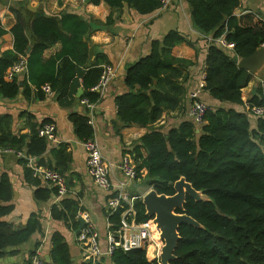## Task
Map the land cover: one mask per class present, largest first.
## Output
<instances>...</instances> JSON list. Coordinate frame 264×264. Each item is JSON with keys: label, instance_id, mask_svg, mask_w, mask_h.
<instances>
[{"label": "trees", "instance_id": "trees-1", "mask_svg": "<svg viewBox=\"0 0 264 264\" xmlns=\"http://www.w3.org/2000/svg\"><path fill=\"white\" fill-rule=\"evenodd\" d=\"M190 4L193 25L204 34L214 38L224 35L235 43L234 53L225 50L214 41L208 47L206 78L203 91L208 92L221 104L215 105L206 115L204 124L197 126L192 119L181 122L164 132L156 126L165 110H175L183 103L187 92V76L183 70L192 61L176 57L172 49L180 42L196 46L182 32L172 29L162 39L152 41L149 54L129 67L126 84L129 91L116 99L118 117L123 125L148 126V131L139 138L136 158L139 177L146 169L148 184L158 193L172 195L174 183L184 177L206 199L186 196L184 207L177 212L186 213L200 223L196 226L182 223L181 238L175 249L173 264H264V113L253 116L245 105L242 89L253 75L238 66V59L247 57L264 43L262 16L249 12L237 15L242 0H186ZM111 13L105 22L86 18L76 12L59 15L32 11L25 7L15 11L17 21L11 28L14 35L12 49L0 52V93L5 98H14L21 87L25 92L28 84H34L41 96L42 87L49 83L64 100L72 95L79 76L82 77L81 100L97 103L101 94L93 87L97 84L103 64L110 63L107 55L98 51L95 58L87 38L90 34L113 23L124 3L139 14H151L162 6V0H106ZM264 15V14H263ZM4 32L0 29V35ZM59 43L57 52L45 56V51ZM27 57V75L24 79H4L7 69L18 60V55ZM181 78H183L181 80ZM202 99V97H200ZM250 106L264 108V86L258 85L256 93L248 100ZM228 104V105H226ZM76 134L86 140L94 137L93 126L88 123V110L84 114L70 116ZM43 124V123H42ZM41 125V124H40ZM37 123L31 124V134H16L10 125L0 120V148L11 147L25 150L36 157L48 148V140L38 133ZM144 148V156L139 149ZM59 162L68 159L66 146L55 149ZM26 162L24 158L20 159ZM26 177L34 185L30 168ZM55 193L57 189L53 188ZM51 190L39 187L35 196L47 199ZM13 185L9 174L0 173V256L7 248H17L29 241L33 234L42 231L41 215L32 213L26 224L17 226L8 216L14 205ZM136 221L151 218L146 213L142 198L134 201ZM78 201L65 197L51 209L54 219L63 220L75 230L79 227ZM123 209L108 213L109 230L119 228ZM51 261L48 264H75L70 247L59 231L52 234ZM30 251L23 264H31L32 256L39 247ZM113 264H160L159 259H149L146 248L124 250L117 248L112 256ZM82 264H94L85 261ZM96 264H104L99 260Z\"/></svg>", "mask_w": 264, "mask_h": 264}, {"label": "crops", "instance_id": "crops-1", "mask_svg": "<svg viewBox=\"0 0 264 264\" xmlns=\"http://www.w3.org/2000/svg\"><path fill=\"white\" fill-rule=\"evenodd\" d=\"M13 7L20 10L27 7L32 11L39 10L51 15L76 12L86 18L91 19L92 17L103 22L111 13V6L106 0H0V29L4 30L0 35V52L12 49L14 46V35L11 28L16 23L17 18ZM249 12L262 16L264 14V0H242L241 7L235 13L243 15ZM172 29L187 35L196 42V46H191L184 41L172 49L174 56L191 60L192 64L183 70V77L187 76V92L183 103L175 110H165L162 117L155 123L161 130L168 132L184 120L191 119L189 113L192 101L190 94L197 90L201 83H206L208 47L216 41L212 34H204L193 25L190 4L186 0H167L165 6H161L151 14L143 15L125 2L113 23L93 31L87 38V42L94 52L92 58H95L98 51H102L107 55L109 62L115 69L111 82L91 111L94 138L98 141L102 154L110 166V177L114 183H118L123 178L118 163L125 154H131L137 165L140 164L141 160L136 158V148L139 144V138L148 131V126L123 125L118 117L116 99L119 95L129 91L126 84L129 67L150 53L153 40L162 39ZM60 46L57 43L48 48L45 51V56L54 55ZM251 74L253 78L242 89L245 105L251 95L256 93L258 85H262L264 67L258 74ZM26 75L27 72L20 74L18 79H24ZM28 85L29 88L26 92L22 86L14 98H5L0 93V120L2 123L10 125L14 133L26 135L31 134V124L34 122L40 125L52 121L56 124L60 141L48 142V148L42 156L34 157L39 165L56 168L59 161L55 149L62 145L66 146V153L69 157L66 161L61 158L62 163L59 168L64 169L60 172L67 180L68 192L58 198L57 193L53 190L56 186L40 178H37L40 179V185H34L26 177V170L30 168L27 159L15 153L0 151V173H8L13 185L11 203L14 205V209L8 218L15 225L23 226L32 213H38L41 215L42 222V231L33 234L29 241L17 248H7L5 253L0 256V264H23L28 259L30 251L35 248L36 242L40 243L37 250L42 252L47 259L52 247V234L55 231L62 233L67 240L74 263L82 264L84 253L77 239L78 234L76 232L78 229L75 230L71 223L68 226L65 221L54 219L51 214L53 205L63 198L76 199L79 206L78 220L81 217L80 211L89 212L99 230L103 244L106 245L110 232L107 206L109 192L97 185L89 176L84 140L76 134L70 118L73 113L84 114L88 110L80 98L83 93L82 77L79 76V85L76 86L73 94L63 101L58 98L55 91L46 94L42 88L44 94L41 96L39 89L34 84ZM81 89L82 92H80ZM200 97L212 107L221 104L203 89L200 92ZM139 151L144 156L146 155L144 148H140ZM22 158L25 159V163L20 160ZM146 174L147 170L143 169L141 177L133 185V193L143 196L152 188L148 184ZM144 178L147 180L148 186L141 190L139 183ZM39 187L51 190L50 197L47 199L36 198L35 193ZM159 232L161 233L160 230ZM162 245L163 241L160 246L162 247ZM148 252L147 256L151 260ZM102 260L104 264H113L112 257H104Z\"/></svg>", "mask_w": 264, "mask_h": 264}, {"label": "built area", "instance_id": "built-area-1", "mask_svg": "<svg viewBox=\"0 0 264 264\" xmlns=\"http://www.w3.org/2000/svg\"><path fill=\"white\" fill-rule=\"evenodd\" d=\"M166 4L167 0H162V6H165ZM262 20L264 23V15H262ZM215 40L224 47L226 51L231 54L234 53L235 43L233 41L227 40L224 35L215 38ZM114 70L115 69L111 63L103 64L100 78L93 89L97 90L102 95L114 76ZM27 71V57L24 54H19L18 60L5 72L4 79L8 81L13 80ZM261 84L264 86V81H262ZM204 85V83H201L200 87L197 90L192 91L190 94L192 101L189 113L191 119L197 126L205 123L206 115L212 108L208 102L200 98V92ZM42 88L46 94H51L53 92L49 83L44 84ZM82 102L88 108V123L92 124L93 118L91 117V111L96 103L90 102L87 98L82 99ZM246 105L255 117L264 113L263 106H250L249 103H246ZM38 133L40 136L45 137L49 143L60 141L57 134L56 124L52 121H47L41 124L38 127ZM83 144L87 153L86 166L89 176L97 185L109 192L107 198L109 213L111 214L120 208L123 209L121 224L117 230L108 233L106 245L103 244L99 230L97 229L90 213L87 211L79 212V215L84 219V225L81 228L77 239L83 249L84 262L91 261L96 264L104 257L111 258L117 248H122L124 250L146 248V250H148L153 242V224L156 222L153 217L144 222L136 221L134 201L137 198H142V196L133 193L132 190L133 185L140 178L135 159L129 153L121 158L118 163V168L122 172L123 178L118 181V183H114L110 177V166L102 154L98 141L94 137H91L84 140ZM0 151L15 153L20 157H25L35 178L43 179L56 186V195L58 198H61L68 192L67 180L60 171L39 165L34 156L28 155L23 150L7 147L0 148ZM159 230V227H157V231ZM160 251L161 246H157L154 250V258L159 259ZM31 264H48V261L42 252L36 250L35 254L32 256Z\"/></svg>", "mask_w": 264, "mask_h": 264}, {"label": "water", "instance_id": "water-1", "mask_svg": "<svg viewBox=\"0 0 264 264\" xmlns=\"http://www.w3.org/2000/svg\"><path fill=\"white\" fill-rule=\"evenodd\" d=\"M88 1V0H87ZM238 66L248 70L250 73L258 74L264 67V45L254 51L247 57H241ZM82 92V89L80 90ZM175 193L167 195L158 193L153 187L143 196V202L146 207V213L153 217L161 231V240L163 245L159 254L160 264H173L176 258L175 249L181 238L179 226L182 223H190L200 226V223L192 216L186 213L177 212V208H183L187 195H191L196 199H206L207 197L202 191L196 190L193 185L184 177H181L174 183ZM80 226L77 234L80 233L84 225V219L79 217ZM51 261L50 255L46 259Z\"/></svg>", "mask_w": 264, "mask_h": 264}, {"label": "bare ground", "instance_id": "bare-ground-1", "mask_svg": "<svg viewBox=\"0 0 264 264\" xmlns=\"http://www.w3.org/2000/svg\"><path fill=\"white\" fill-rule=\"evenodd\" d=\"M157 224H153V232H152V237H153V242L151 243L150 247H149V252L148 255L149 257L152 259L155 256V248L158 246L160 247V244L162 243L161 241V233L159 231H157Z\"/></svg>", "mask_w": 264, "mask_h": 264}, {"label": "rangeland", "instance_id": "rangeland-1", "mask_svg": "<svg viewBox=\"0 0 264 264\" xmlns=\"http://www.w3.org/2000/svg\"><path fill=\"white\" fill-rule=\"evenodd\" d=\"M141 190L148 186L147 180L144 178L140 183Z\"/></svg>", "mask_w": 264, "mask_h": 264}]
</instances>
